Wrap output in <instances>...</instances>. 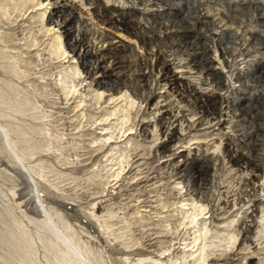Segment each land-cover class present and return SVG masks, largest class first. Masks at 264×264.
I'll use <instances>...</instances> for the list:
<instances>
[{"label":"rangeland","instance_id":"374dc122","mask_svg":"<svg viewBox=\"0 0 264 264\" xmlns=\"http://www.w3.org/2000/svg\"><path fill=\"white\" fill-rule=\"evenodd\" d=\"M0 264H264V0H0Z\"/></svg>","mask_w":264,"mask_h":264},{"label":"bare ground","instance_id":"6f19581e","mask_svg":"<svg viewBox=\"0 0 264 264\" xmlns=\"http://www.w3.org/2000/svg\"><path fill=\"white\" fill-rule=\"evenodd\" d=\"M50 1V0H49ZM41 2V1H40ZM48 3H50V2H48ZM41 4H43L42 2H41ZM112 19V18H111ZM119 21V20H118ZM109 38V37H108ZM122 45L121 44H119V41H115V40H113V39H110L109 38V45H108V47H99V46H96V45H94V44H91V43H88L87 44V46L85 47V49H87V52L89 53V54H93V55H95L96 57H97V59H98V61H97V63H96V65H94V66H92L91 68H90V71H94L95 73L96 72H100V75L101 76H105V75H111L112 73H114L113 72V70L114 69H116L118 66H120V65H118V66H116L115 64H112V62L114 61V60H109L110 62H108V60L107 59H109L111 56H112V54L111 53H115V51H119V50H122ZM75 50V48H73V51ZM103 53H105V54H103ZM116 60V59H115ZM117 61V60H116ZM121 62V61H120ZM118 63V62H117ZM120 68V67H119ZM115 71V70H114ZM117 72H119L118 70H117ZM125 73V72H124ZM123 73V74H124ZM145 73V72H144ZM148 73V72H147ZM146 73V74H147ZM118 74H120V73H118ZM150 74V73H149ZM160 74V73H159ZM125 75V74H124ZM123 75V76H124ZM175 75V73L174 72H172L171 71V69L170 68H168V67H164L163 69H162V72H161V78H162V81H163V85H164V87H166V88H169V89H171V90H176V92H177V94H178V96H179V98L182 100L183 98H185V94H183V92H182V89L181 88H177V87H175V83L177 82V77H175L174 76ZM141 76V75H140ZM140 76H139V79H140ZM143 76V75H142ZM145 77H146V75H144ZM151 76H153V75H151ZM150 76V77H151ZM122 77V76H121ZM144 77V78H145ZM149 77V76H148ZM136 78V77H135ZM149 79V78H148ZM148 79H146V80H148ZM123 80V79H122ZM115 81V80H114ZM126 82V81H125ZM141 86V85H140ZM145 86V85H144ZM178 132L179 131H174L169 137H168V139L166 140V141H164V143L166 144V145H169V146H172L171 145V143H174L176 140H177V138H178ZM180 135V134H179ZM170 150V149H169ZM174 151H176L175 153H173L172 155H174V154H176V153H178L179 155H181L182 153H183V145H176V147L173 149Z\"/></svg>","mask_w":264,"mask_h":264}]
</instances>
